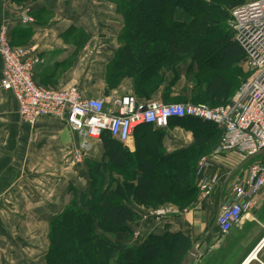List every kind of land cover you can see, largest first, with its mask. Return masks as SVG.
Here are the masks:
<instances>
[{
  "label": "crops",
  "instance_id": "obj_1",
  "mask_svg": "<svg viewBox=\"0 0 264 264\" xmlns=\"http://www.w3.org/2000/svg\"><path fill=\"white\" fill-rule=\"evenodd\" d=\"M25 9L33 22L22 21ZM123 24L112 0H0V30L5 27L13 45L32 48L40 58L35 80L46 88L77 85L86 97L109 99L136 93L133 78L111 85ZM2 69L0 55V264H46L51 220L73 198L71 187L86 190L89 178L85 164H74L72 159L79 136L53 116L40 118L34 126L24 123L14 95L2 87ZM179 81L171 88V97H183ZM167 86L164 82L151 99L164 101ZM163 131L165 153L194 143V133L179 120ZM125 145L134 152L136 139ZM104 153L98 142L88 159H102ZM205 157L208 163L201 166ZM200 160L194 179L198 191L190 204L181 208L167 201L155 207L133 206L142 213L136 223L140 243L152 232L162 234L168 223L172 231L188 235L193 245L207 236L212 213L232 197L231 180H227L241 162L234 153L218 156L211 151ZM206 180L214 184V190L205 198L200 186ZM258 201L230 234L221 236L216 228L204 243L197 244L190 264H263L264 189ZM164 208L167 214L158 218L154 211Z\"/></svg>",
  "mask_w": 264,
  "mask_h": 264
},
{
  "label": "trees",
  "instance_id": "obj_2",
  "mask_svg": "<svg viewBox=\"0 0 264 264\" xmlns=\"http://www.w3.org/2000/svg\"><path fill=\"white\" fill-rule=\"evenodd\" d=\"M247 1L250 0H117V12L124 21L119 33L123 43L111 66V85L117 86L125 77L133 78L134 94L146 100L168 82L165 93L168 98L171 88L181 78L179 66L191 59V65H198L200 70L205 67L215 70L202 84L206 98L213 97L218 105L227 104L238 81L235 77L228 79L219 70L240 69L245 63V49L228 24V8ZM152 25L163 29V36L147 34ZM204 42L214 47L215 65L204 61L201 54ZM168 72L173 74V79H167ZM175 119L194 133L195 140L190 147L172 154L165 153L162 146L163 128L153 124L140 126L134 132V152L109 131L101 133L104 156L99 160L87 157L83 162L88 188L71 187L73 198L51 220L46 264H182L185 261L193 242L182 231L166 228L162 234L152 232L137 246L131 243L132 227L142 218L133 206L155 207L167 201L182 208L190 204L198 191L194 185L198 160L222 136L223 131L212 121L195 117ZM112 169L121 172V179L110 177ZM124 171L132 178L123 177ZM119 234L127 235L116 237Z\"/></svg>",
  "mask_w": 264,
  "mask_h": 264
},
{
  "label": "built area",
  "instance_id": "obj_3",
  "mask_svg": "<svg viewBox=\"0 0 264 264\" xmlns=\"http://www.w3.org/2000/svg\"><path fill=\"white\" fill-rule=\"evenodd\" d=\"M29 11L25 9L22 14L24 23L34 21ZM232 18L231 29L245 49V63L251 75L227 104L218 107L144 100L134 93L109 99L86 97L77 85L46 88L35 80L40 58L33 54L32 48L13 45L5 27L0 30L2 87L14 95L24 123L34 126L40 118L48 116L67 123L80 139L72 156L74 164H83L105 130L118 141L129 144L140 126L153 124L162 129L167 128L171 120L185 117L214 122L223 132L212 153L218 156L234 153L242 163L264 149V0H250L235 7ZM200 161L201 166L208 163L207 157ZM230 185L232 197L225 198L217 216L221 236L230 234L258 205L264 189V154L238 171ZM213 186L209 180L203 182L202 196L212 194ZM154 213L164 218L167 210L159 209Z\"/></svg>",
  "mask_w": 264,
  "mask_h": 264
},
{
  "label": "rangeland",
  "instance_id": "obj_4",
  "mask_svg": "<svg viewBox=\"0 0 264 264\" xmlns=\"http://www.w3.org/2000/svg\"><path fill=\"white\" fill-rule=\"evenodd\" d=\"M113 1V0H112ZM207 1H211V0H207ZM117 2V0L115 1V3ZM114 3V4H115ZM236 6H233V7H229L228 8V13H229V16H228V24L232 25V11L233 9L235 8ZM154 21L156 22V20L154 19ZM121 23L118 22V25H120ZM163 29H160V28H157L156 25H152L151 28L149 29V31H147V34H151V35H154L157 37L159 36H163ZM121 40V39H120ZM119 40V43H123V41ZM201 54L203 55L204 57V61L209 64V65H215L216 64V61L214 60L213 58V53H214V47H212L211 43L210 42H204L202 43V46H201ZM193 61H191V59H188L186 62L182 63L180 66H179V72H180V76L181 78L178 80L179 81V86L178 87H182L180 90L182 91V95L183 97L185 98H177V97H168L166 98L165 97V102L166 103H175V102H178V103H195V104H208L209 106L211 107H216L218 104L216 102H214V98L211 97L210 99H208V97L206 98L205 96V92H206V89H205V86L202 85L207 76H209L210 74H212L215 70H213V68L211 69V67L209 68H202V70H200L198 68V65H191ZM219 73L220 74H223L225 75L228 79H231V78H234L235 77V81L237 82L238 81V85H237V89L236 91L234 92V95L240 90V87L242 86V84L249 78V76L251 75L247 66H246V63H244V65L240 68V69H231L230 71H224V70H219ZM184 76V77H182ZM167 79L168 80H171L174 78L173 74L171 72H168L167 73ZM201 85L199 86L200 88H196L194 89L196 86L198 85ZM202 89V90H200ZM233 95V96H234ZM214 149V148H213ZM213 149L211 150V152L213 151ZM86 170V169H85ZM121 172L117 169H112L110 171V177L111 178H118V179H121ZM126 172L124 171L122 173V176L123 177H127L126 176ZM128 175V174H127ZM129 179H131L130 177H127ZM116 186V185H115ZM185 207V206H184ZM183 207V208H184ZM182 208V207H181ZM152 210V209H151ZM142 214V213H141ZM215 215L214 213H212L211 217H212V220H211V223H213V221L215 220ZM167 228H169V223L166 225ZM132 238H131V243L134 244V245H138L140 244V226L139 225H136V226H133L132 227ZM125 235L127 234H119L117 235L116 237H119V238H122L124 237ZM109 236L111 237L112 235L109 234Z\"/></svg>",
  "mask_w": 264,
  "mask_h": 264
},
{
  "label": "water",
  "instance_id": "obj_5",
  "mask_svg": "<svg viewBox=\"0 0 264 264\" xmlns=\"http://www.w3.org/2000/svg\"><path fill=\"white\" fill-rule=\"evenodd\" d=\"M262 154H264V149L259 152L258 154H254V155H250L248 156V158L243 161L235 170L234 172L232 173V175L228 178L227 180V183L236 175V173L240 170H242L243 168H245L250 162H252L253 160H255V158L259 157V156H262ZM219 211H220V208H219ZM219 211L216 213L215 215V220L213 221L212 225L210 226L209 230H208V234L207 236L202 239V240H199V242L197 243H194L193 245V248L190 250L189 254L185 257V261L182 263V264H190L193 257L196 255V245L197 244H200V243H204L206 241V239L208 238V236L213 232V230L216 229L217 227V223H218V214H219Z\"/></svg>",
  "mask_w": 264,
  "mask_h": 264
}]
</instances>
